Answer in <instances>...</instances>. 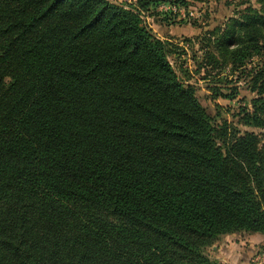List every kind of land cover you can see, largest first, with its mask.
Returning <instances> with one entry per match:
<instances>
[{
	"label": "trees",
	"instance_id": "trees-1",
	"mask_svg": "<svg viewBox=\"0 0 264 264\" xmlns=\"http://www.w3.org/2000/svg\"><path fill=\"white\" fill-rule=\"evenodd\" d=\"M159 1L0 0V264H220L219 236L264 232V65L261 132L212 117ZM258 3L216 38L232 63L264 48Z\"/></svg>",
	"mask_w": 264,
	"mask_h": 264
},
{
	"label": "rangeland",
	"instance_id": "rangeland-1",
	"mask_svg": "<svg viewBox=\"0 0 264 264\" xmlns=\"http://www.w3.org/2000/svg\"><path fill=\"white\" fill-rule=\"evenodd\" d=\"M187 2V6H180L173 0H160L143 16L158 37L176 45L170 60L181 78L195 86L209 114L217 120L227 119L242 130L260 133L258 128L243 125L240 118L245 108H252L256 92L251 90V79L264 65V48L240 59L241 63H232L216 47V38L239 11L259 7L258 0ZM204 251L220 264H264V232L225 234Z\"/></svg>",
	"mask_w": 264,
	"mask_h": 264
}]
</instances>
